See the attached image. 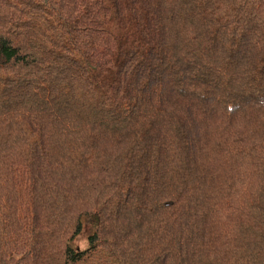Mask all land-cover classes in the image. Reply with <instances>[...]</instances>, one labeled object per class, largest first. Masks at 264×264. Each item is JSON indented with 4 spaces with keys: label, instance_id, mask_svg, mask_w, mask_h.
I'll return each instance as SVG.
<instances>
[{
    "label": "trees",
    "instance_id": "16d2710c",
    "mask_svg": "<svg viewBox=\"0 0 264 264\" xmlns=\"http://www.w3.org/2000/svg\"><path fill=\"white\" fill-rule=\"evenodd\" d=\"M0 264H264V0H0Z\"/></svg>",
    "mask_w": 264,
    "mask_h": 264
},
{
    "label": "rangeland",
    "instance_id": "374dc122",
    "mask_svg": "<svg viewBox=\"0 0 264 264\" xmlns=\"http://www.w3.org/2000/svg\"><path fill=\"white\" fill-rule=\"evenodd\" d=\"M89 231L85 230L82 236L75 243L76 248H85L87 246L86 239L88 238Z\"/></svg>",
    "mask_w": 264,
    "mask_h": 264
}]
</instances>
